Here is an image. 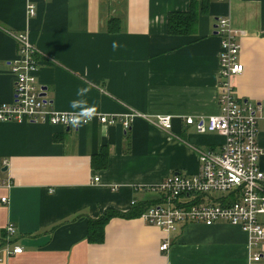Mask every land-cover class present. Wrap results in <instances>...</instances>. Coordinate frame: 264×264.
<instances>
[{"label":"crops","instance_id":"obj_1","mask_svg":"<svg viewBox=\"0 0 264 264\" xmlns=\"http://www.w3.org/2000/svg\"><path fill=\"white\" fill-rule=\"evenodd\" d=\"M188 5L189 0H0V103L13 101V34L25 32L36 49L37 83L55 110L78 113L70 105L82 100L97 113L148 117L135 116L127 131L119 120L103 125L93 119L76 128L0 121V179L11 182L0 185V245L10 222L11 240L23 247L0 264L246 263V235L226 222L182 225L167 234L164 251L159 245L166 233L139 217H112L102 242L86 240L88 217L127 211L132 199L155 201L157 194L145 187L173 173H195L199 150L220 149L221 135L198 133L182 118L219 110L218 17L228 16L242 30L243 71L232 78L235 96L264 101V0H210L192 33L168 34L167 14ZM111 18L119 20L118 32L106 31ZM81 88L88 89L84 96L77 95ZM156 115H171V128L156 125ZM259 129L264 170L262 123ZM101 146L108 149L105 168L91 163Z\"/></svg>","mask_w":264,"mask_h":264},{"label":"built area","instance_id":"obj_2","mask_svg":"<svg viewBox=\"0 0 264 264\" xmlns=\"http://www.w3.org/2000/svg\"><path fill=\"white\" fill-rule=\"evenodd\" d=\"M26 8L29 15L34 13L33 4ZM216 33L220 39L219 110L210 115L182 118L198 133L215 132L224 140L218 151L197 152L199 166L195 173H173L160 183L145 187L155 192L157 199L139 218L166 233L159 245L160 251L169 246L167 234L185 224L226 222L238 226L246 235L245 264H264V172L259 166L263 149L258 140L259 124L264 125V101H242L234 94L232 78L243 71L238 60V39L242 30L235 27L228 16H221L216 21ZM13 38L17 44L16 57L10 62V72L14 75V98L11 103H0V121H32L76 128L70 123L78 118L76 112L57 111L51 101L41 95L35 73L38 67L36 49L26 33H14ZM135 116L148 118L130 111L121 115L97 113L91 120L96 119L103 125H113L119 120L127 131ZM154 118L156 125L165 130L171 128V115H156ZM93 180L97 182L99 177ZM0 185L9 187L11 182L0 179ZM135 189L140 190V187ZM7 200V197H1L2 202ZM136 202L132 199L131 205ZM14 233V224L7 223L5 238L0 245V262L23 250L21 245L11 240Z\"/></svg>","mask_w":264,"mask_h":264},{"label":"trees","instance_id":"obj_3","mask_svg":"<svg viewBox=\"0 0 264 264\" xmlns=\"http://www.w3.org/2000/svg\"><path fill=\"white\" fill-rule=\"evenodd\" d=\"M210 0H189L186 11H171L167 14L166 29L171 35H186L193 32L199 13L207 10ZM121 24L118 19L111 18L106 23V31L118 32ZM108 160V149L101 146L99 150L91 156V163L98 168H105ZM155 201L136 202L127 211L108 209L97 218H87L86 240L90 243L102 242L104 238V227L112 217H139Z\"/></svg>","mask_w":264,"mask_h":264},{"label":"clouds","instance_id":"obj_4","mask_svg":"<svg viewBox=\"0 0 264 264\" xmlns=\"http://www.w3.org/2000/svg\"><path fill=\"white\" fill-rule=\"evenodd\" d=\"M88 92L87 88L78 89L77 95L84 96ZM85 101L73 100L70 107L73 109H79L77 113L78 118L70 121L72 125L80 127L82 125L88 124V122L97 114V109L95 106L85 107Z\"/></svg>","mask_w":264,"mask_h":264},{"label":"water","instance_id":"obj_5","mask_svg":"<svg viewBox=\"0 0 264 264\" xmlns=\"http://www.w3.org/2000/svg\"><path fill=\"white\" fill-rule=\"evenodd\" d=\"M41 90H44V88H41ZM41 95H43V96H44V95H45V93H44V92H42V93H41Z\"/></svg>","mask_w":264,"mask_h":264},{"label":"rangeland","instance_id":"obj_6","mask_svg":"<svg viewBox=\"0 0 264 264\" xmlns=\"http://www.w3.org/2000/svg\"><path fill=\"white\" fill-rule=\"evenodd\" d=\"M261 157H262V156H261ZM263 161H264V159H263ZM259 163H260V159H259ZM259 165H260V164H259ZM261 166H262V165H261ZM261 168H262V167H261ZM261 168H260V169H261ZM261 170L264 172V170H263V169H261Z\"/></svg>","mask_w":264,"mask_h":264}]
</instances>
